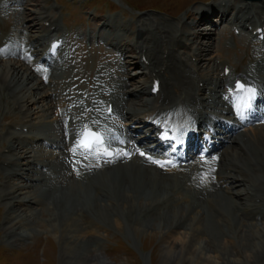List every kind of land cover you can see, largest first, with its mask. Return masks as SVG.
<instances>
[{"label": "bare ground", "instance_id": "bare-ground-1", "mask_svg": "<svg viewBox=\"0 0 264 264\" xmlns=\"http://www.w3.org/2000/svg\"><path fill=\"white\" fill-rule=\"evenodd\" d=\"M9 4L19 5L14 8L22 25L0 42V116L14 120L15 114H20L22 118L11 129L0 124V204L8 210L1 225L5 238L18 243L31 237L28 226L32 229L36 224L39 229L44 228L43 222L37 223L38 213L42 214L43 207L47 210L48 204L50 216L47 214L45 226L51 224L49 232L56 230L65 237L66 247H70L69 258L64 252V263L85 264L73 257L75 248L71 243L74 246L80 241L85 243L83 230L98 228L93 218L104 214L105 207H112L119 200L125 209L130 206L136 210H156L157 205L164 204L166 222L149 224L151 229L158 231L165 242L178 229L184 231L181 241L184 256L179 245L175 248L164 245L168 262L212 264L209 253L210 244L214 243L226 264H258L263 260L264 125L248 133L239 132L248 122L246 106L242 104L244 97L240 95L234 103L232 88L227 87L231 79L244 81L257 91L258 106L264 109V42L257 47V54L250 57V66L243 70L233 66L226 77L224 72L229 63L222 51L218 64L216 60L215 64L207 65L206 54L215 44L205 45L200 39L212 41L214 32H205L200 27L212 24L209 15L215 16L220 24H232L242 30L252 27L251 34L242 35L243 42L254 41L257 37L253 31L261 30L258 35L264 34V0L260 3L216 0L206 8L188 11L197 14L188 18L187 12L178 23L154 15L136 17L132 20L134 24L128 25L113 18L95 19L102 24L96 42H105L115 61L96 70L93 93L88 95L90 101L83 94L89 61L81 63H85L82 69L73 71L81 64L73 66L74 57L69 60L71 53L69 57L62 56L64 47L55 57L51 55L52 42L64 36L56 19L48 15L38 0L32 3L7 0L0 1V20L4 11L10 10ZM20 4H34L37 8L28 11ZM30 22L33 24L29 25ZM132 25L135 27L131 30ZM31 29L38 32L29 35ZM130 58L143 70L142 76L136 77L138 81L135 77L128 78L136 85L131 90L129 80L122 74L131 71L132 65H127ZM45 75L50 78L49 85L43 83ZM155 82L160 83L157 95H153ZM78 94L81 97L77 96L74 105ZM47 97L51 101L45 104ZM38 104L42 106L33 111L31 107ZM102 106L105 111L99 108ZM53 109L59 110L55 122L47 118ZM156 119L162 125H176L178 130L185 129L193 135H198L195 132L198 129L202 144L209 135L213 145L210 155L214 151L217 155L212 161L194 159L182 170L180 167L168 170L172 174L167 175L138 157L127 163L120 157L109 161L98 150L88 153L78 148L82 131L88 128L106 136L105 149L134 152L142 147L152 153L147 145L158 129L150 123ZM127 120H138L140 125L135 127L131 125L135 123H126ZM139 130H148L150 135L135 140ZM221 131L224 135L216 136ZM76 132L79 138L75 143ZM158 146L162 149L161 143ZM48 147L51 151L46 150ZM43 200L47 203L43 204ZM87 220L90 228H85ZM135 230L141 234L144 229ZM228 246L237 247V253ZM98 260L99 264H107L101 258Z\"/></svg>", "mask_w": 264, "mask_h": 264}, {"label": "rangeland", "instance_id": "rangeland-1", "mask_svg": "<svg viewBox=\"0 0 264 264\" xmlns=\"http://www.w3.org/2000/svg\"><path fill=\"white\" fill-rule=\"evenodd\" d=\"M33 1L34 0L32 1L30 0L29 3L30 2L32 3ZM38 1L39 3L42 4L44 8H46L45 10L48 12V14L58 19L59 21L58 24L60 23L59 25L65 30V32L69 33V34L67 33L68 41L73 43L74 46V47L72 46L69 47L71 52L72 49L74 51L73 55L75 59L73 58V64H74L73 66L75 67V64H79V62L81 64L82 62L87 63V61H89V63H87V66H89L88 69L89 71L86 73L87 76H84L85 82L83 84L84 85L83 94L85 96L87 95V99L90 101L88 95L93 93V91L91 92L92 89H90V87L91 85L93 87V84L95 83L93 79L96 76V70L97 69L102 70L104 67L109 65V63L112 64L115 61L113 60L112 62L111 58H113V56L109 54L110 51L105 45L106 43L96 42L97 37L99 36V30H100L99 28L101 27L102 24H99L98 22H96L97 24H95L94 23L95 19L102 17L113 18L116 19L119 23H125V24L127 23L128 25V23L130 22L134 24V21L132 20H134L136 17L139 18L146 15H154V16L166 18L174 23H178L188 11L191 10L194 11L196 10V8L199 7L204 8L208 6V4L215 2L216 0H38ZM27 8L29 9L28 11L30 10L32 11L37 7H34L32 4H28ZM188 13H189L187 16L188 18L194 14H197V13L191 14L192 12H188ZM168 14L169 16L170 15L173 16V18L169 17ZM215 18L216 17H211L212 21L214 20L213 21L214 24L216 23L218 25L219 23H217V18L216 19ZM188 22L190 23L192 22V20H188ZM30 24H32V22H30ZM6 25L7 27H5ZM212 25L206 23L203 24L200 28H203L204 31L206 30L205 32H213L215 30V27H213ZM14 26H15L14 15L11 14V16H4L3 20L0 22V36H1L0 38L4 36V33L12 31ZM134 27L135 26L132 25L131 30ZM224 27L220 28L221 30L218 29L216 32L212 33L213 34L212 41H209L207 38L200 39V42L202 44L208 45L209 43L211 44L213 42L215 44V48H213L212 51L206 54L207 56L205 58L206 60H208L207 65L215 64L214 62L217 60L218 53L224 50L223 54L226 57L229 56L232 62L237 64V66H240L242 68L248 66L249 62L245 59L244 51L242 50V48L237 50L235 45L232 44L233 38H236L237 43L240 42V39L236 37L234 33H231V35L227 34L228 32L225 31ZM5 29L7 30L5 31ZM188 30H190L189 26H188ZM197 32L194 33L195 36H197L198 34ZM32 34H35V32ZM218 34L221 35L219 36ZM223 34H226V36L222 37V39L220 40L222 41V43H219V38ZM89 37L90 39L93 40V43L91 44ZM245 41L246 39H244V42ZM190 44L191 42L188 43V45ZM227 46L228 49H226ZM15 50L19 51V48L15 47ZM134 51L135 53H138L139 50L137 51L134 50ZM246 54L250 58L249 56L250 53L248 49L246 51ZM67 55L69 57L70 52ZM82 57L84 60L81 59ZM93 58L95 59L96 63L91 61V59ZM69 60L71 61L72 58L69 57ZM127 61H128L127 63L129 64L127 63L126 64L129 66L131 64L132 69L128 73L122 72L125 80L126 78L128 79L129 77L136 78L137 76H142L143 70L140 69L141 66L134 64L135 61L132 58L127 59ZM79 66L76 67V69H74L73 71L82 69V66L85 67V63ZM114 66L116 67V65ZM108 69L112 70L111 66H109ZM128 80L130 84V88L128 89L131 90L136 85L133 81H130V79ZM87 91H89V93ZM39 92L42 91L39 90ZM99 95L100 94H98V96ZM77 96L81 97L80 94L74 97V105L77 103ZM49 100L51 101L50 97H47L45 104L48 103ZM38 106H42V104H38L36 106L33 105L31 108L34 111V109L38 108ZM31 108H29V110H31ZM42 108H46V110H48L47 107H42ZM53 113L52 114L49 113L47 117V118L50 117L49 121L51 122L52 121L55 122V119L57 120V118H55L56 109L55 110L53 109ZM1 115H3V113ZM26 115L24 116L25 118ZM38 116H40V114ZM21 118L22 117L20 114H15L14 120L11 119L7 120L4 119L2 116H0V124L1 125L4 124L5 126L7 125L11 129L12 128L11 125L17 120H20ZM34 118H36V115L34 116ZM247 129L248 128H243L242 130L245 133H247L249 132L247 131ZM15 130H16V126H15ZM76 134L77 132L75 133V136ZM46 150L51 151L49 147L48 149L46 148ZM22 161L24 162L25 160ZM25 163L26 162H24L23 164ZM1 173L2 170L0 169V175ZM163 173L167 175L171 174L168 172H163ZM119 180H122L121 175L119 176ZM28 190L29 189H27L25 192H27ZM93 199L95 200L96 197L93 196ZM41 202L43 204L47 203V201L45 200ZM111 205L113 206L109 208L106 207L104 208L105 211L103 212L104 214L101 213L93 218L94 219L93 224L96 225L99 229L96 228L93 231H91V229L93 228L88 227L89 220H87L88 224L87 227L85 228H90V229L83 230L84 234L86 231V237H87L85 243L80 241V244L78 246H74L75 243H71V247L75 248L72 255L73 257L76 258V260H79V262L85 264H99V260H98L99 258L104 260L107 264H187V263H179L178 261L172 263L171 261L168 262L166 259L167 256L163 253V249L165 247L164 245L166 246L168 245V247H173V248L179 245L178 246L179 251L182 250L183 243L181 241L183 239L184 231L178 229L177 232L173 235V238H171V240H166L168 242L167 243L165 242V240L161 238L162 236L158 231L156 230L153 231L151 229L152 227H150L151 225L149 226V224L155 223L156 226L166 222L164 204L157 205L158 209L151 211L145 209L136 210L135 208L132 209L130 206L128 207L129 209H125L124 204L121 203V201L119 200L118 201L116 200ZM7 211H8L7 207L5 205L2 206L0 204V264H65L63 259L64 252L66 251L67 258H69L67 253V248L69 249L70 247L69 246L66 247L67 242L66 243L64 242L65 237L62 238L60 234H57L56 230L49 232V227L51 224H49L47 227L45 226V224L47 223L45 221L47 214L50 216L48 204H47V210L46 207H43L42 214L38 213L39 220L37 221V223L43 222L44 228L39 229L38 227H36V224L32 226V229L31 226H28V229L31 230V232H29V234L31 233V237L22 239L18 243L9 242L10 238L9 237L5 238L6 235L1 229V225L3 224V220ZM49 216H47V218ZM136 227H140V229L141 228L144 229L141 234H139V232L135 230ZM200 242L202 243V240H200ZM228 247L230 251L232 250L231 252L237 253V250H235L238 249L237 247L234 246L232 247L228 246ZM210 248L212 249V252L209 253V255L212 257L211 259V262H213L212 264H214L215 262L217 264L227 263V262L224 263L222 261V258L219 257L221 256V253H219L220 249H218L219 247L216 243H214V245L210 244ZM182 253L184 256V252ZM185 256H188V254H186ZM177 259H180V257H177ZM258 264H264V259L259 261Z\"/></svg>", "mask_w": 264, "mask_h": 264}, {"label": "snow or ice", "instance_id": "snow-or-ice-1", "mask_svg": "<svg viewBox=\"0 0 264 264\" xmlns=\"http://www.w3.org/2000/svg\"><path fill=\"white\" fill-rule=\"evenodd\" d=\"M85 146H87V145H85Z\"/></svg>", "mask_w": 264, "mask_h": 264}]
</instances>
